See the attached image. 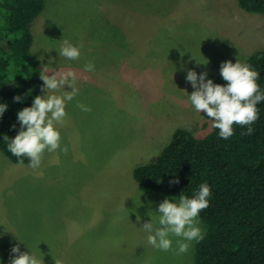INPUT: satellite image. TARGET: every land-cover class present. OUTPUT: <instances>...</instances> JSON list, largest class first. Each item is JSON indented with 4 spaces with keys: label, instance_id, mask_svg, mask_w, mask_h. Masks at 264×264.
Masks as SVG:
<instances>
[{
    "label": "rangeland",
    "instance_id": "1",
    "mask_svg": "<svg viewBox=\"0 0 264 264\" xmlns=\"http://www.w3.org/2000/svg\"><path fill=\"white\" fill-rule=\"evenodd\" d=\"M32 32L41 69L75 73L79 93L61 128L67 154L45 152L33 169L0 148V264L17 244L44 264H196V241L180 255L176 237L169 251L147 243L149 211L179 197L140 184L134 170L156 161L177 128L213 129L190 103L187 72L212 80L223 62L264 50V14L237 0H45ZM64 40L80 46L78 60L59 56Z\"/></svg>",
    "mask_w": 264,
    "mask_h": 264
},
{
    "label": "trees",
    "instance_id": "2",
    "mask_svg": "<svg viewBox=\"0 0 264 264\" xmlns=\"http://www.w3.org/2000/svg\"><path fill=\"white\" fill-rule=\"evenodd\" d=\"M237 1L246 11L264 14V0ZM44 7L45 0H0V104L8 106L0 118V148L17 163L3 137L15 138L21 127L18 112L43 94L42 69L30 49L32 23ZM245 62L260 73L257 82L264 91V50ZM212 80L227 83L221 75ZM257 107L252 134L242 135L249 126L240 125L228 139L215 128L198 136L179 127L156 161L134 170L140 184L175 197L191 198L205 182L211 187L209 207L199 215L208 229L197 243L196 264H264V101ZM3 258L1 264H10L11 253Z\"/></svg>",
    "mask_w": 264,
    "mask_h": 264
},
{
    "label": "clouds",
    "instance_id": "3",
    "mask_svg": "<svg viewBox=\"0 0 264 264\" xmlns=\"http://www.w3.org/2000/svg\"><path fill=\"white\" fill-rule=\"evenodd\" d=\"M59 56L68 60H78L81 56L80 46L74 45L69 40H64L58 50ZM200 63V62H198ZM86 72L95 70L92 62L84 66ZM43 81L42 95H37L31 107H25L18 112L17 119L21 127L15 138L10 139L4 135L8 150L23 164L22 157H27L29 167H40L45 152H55L61 149V128L64 126L67 105L78 95L76 87L77 76L73 72H52L46 68L40 72ZM220 75L226 84H217L207 79L208 73L197 74L195 70L187 72L186 81L195 89L189 100L197 113H205L213 121L212 127L219 129V136L224 139L234 135V125L249 126L242 135H250V127L259 119L257 105L264 101V91L258 84L260 73L249 63L237 58L233 63L225 61L220 66ZM70 88V91H62ZM21 100L20 96L14 98ZM7 104H0V118L7 110ZM82 111H91L90 107L77 103ZM15 127V125H13ZM65 154L68 147L61 149ZM178 183L179 180L173 181ZM212 189L207 182L199 185L198 191L190 198L181 194L175 202L165 198L158 206V215L153 217L151 211L148 215L150 222H144L142 229L148 233L147 243L163 251L172 250L175 240L176 254L188 252L193 241L199 242L204 237L203 229L199 226V215L202 210L209 207V197ZM140 217H137L138 222ZM21 241V240H20ZM21 243H24L21 241ZM29 248V246L27 245ZM30 249V248H29ZM10 264H44V257H38L30 249L21 251L19 244L11 249ZM55 264H62L55 260Z\"/></svg>",
    "mask_w": 264,
    "mask_h": 264
}]
</instances>
